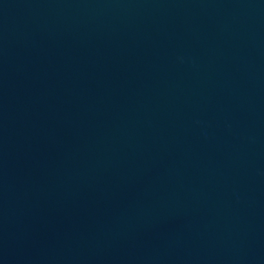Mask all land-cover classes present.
I'll return each mask as SVG.
<instances>
[{
    "label": "water",
    "instance_id": "1",
    "mask_svg": "<svg viewBox=\"0 0 264 264\" xmlns=\"http://www.w3.org/2000/svg\"><path fill=\"white\" fill-rule=\"evenodd\" d=\"M0 264H264V0H0Z\"/></svg>",
    "mask_w": 264,
    "mask_h": 264
}]
</instances>
